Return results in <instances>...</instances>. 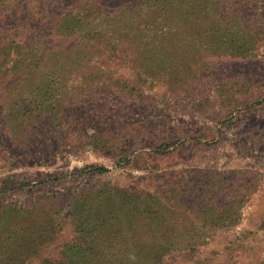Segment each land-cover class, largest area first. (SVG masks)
Segmentation results:
<instances>
[{"label": "trees", "instance_id": "trees-1", "mask_svg": "<svg viewBox=\"0 0 264 264\" xmlns=\"http://www.w3.org/2000/svg\"><path fill=\"white\" fill-rule=\"evenodd\" d=\"M28 1L39 9L41 15H48V9L41 4V0ZM85 1L72 0L71 7L74 9L58 19L56 36L64 40L62 47L65 49L52 51L38 41L33 42L39 38L31 31V21L16 25L19 23L17 15L21 14L17 2L0 0V55H7L15 48L24 58L11 74V87L7 86L9 109L3 113L0 111V148H7L3 134L9 128L27 143L33 134L36 137L37 131L43 132L44 124L51 121L59 124L57 115L64 111V107L71 109L72 105L81 104L79 101L71 103L69 97L74 94L73 89L78 97L95 96L103 87L109 90L108 96L119 92V98L124 97L122 90L125 87L121 81L111 77L107 78V83H100L98 81L102 78H96L90 71L97 64L104 63L105 55L113 58L118 49L123 50L124 56H129L127 66L137 70L135 73L139 75L136 76L145 73L147 77L154 78L159 75L169 89L179 94V99L186 94L190 103L200 109L209 100L199 92L201 85L212 82L214 86L217 81V87H214L220 103L230 108L228 116L222 121L228 128L236 119V112L264 104V95L253 99L249 97L255 86H259L260 90L264 87V73L255 79L254 75L246 79L244 74L235 79L229 74L235 63H242L255 54V46L264 38V31L220 28L223 19L218 17L207 21L206 24L211 22V27L207 29L210 34L206 37L208 44L204 55L217 59L215 64L204 60L203 56L188 61L178 49L193 50L195 46L187 45L188 42L178 46L172 42L188 40L187 30L190 27L186 26V18L189 8L217 13L220 8L217 5L224 0H130L111 13H101L102 4ZM214 1H217L216 6L211 5ZM44 3L48 5L51 0ZM228 4L229 0H226ZM81 7L85 8V12ZM51 15L56 19L53 11ZM158 38L164 41L160 45L156 42ZM69 42L73 43L72 51L69 50L72 57L65 54ZM29 44H33L34 48ZM90 48L95 50L93 56H89L91 51L87 52ZM134 55L135 59L132 58ZM160 55L163 58H153ZM180 58L183 60L180 61ZM238 58L242 59L229 62ZM213 69H217L215 75H208L207 72ZM88 71L92 77L87 75ZM73 74L77 75V79L73 78ZM130 89L134 90V87ZM82 101V105L86 103V100ZM120 105L123 102L116 101L114 110ZM101 107L97 108L95 115H102L104 111ZM77 116L72 117L75 120ZM137 126L142 134L155 130L154 124ZM218 144L216 137L203 139L191 135L188 140L161 141L148 156L151 160L160 161L180 151L203 146L217 147ZM132 160L131 154L125 155L120 165L129 164ZM158 170L152 167L148 171L150 177L154 174V188L147 185L127 188L105 183L81 194L73 192L68 201L67 217L79 236L74 238L81 243L75 239V242L65 244L61 258L47 264H163L166 258L174 259L182 254H189L183 260L198 264L195 256L213 233L230 230L241 222L244 204L259 185V179L253 172L245 169L228 173L202 168L183 172ZM109 171L106 165L92 163L74 173L104 175ZM63 177L58 175L36 183L24 181L23 185L48 184ZM19 213L7 212L0 217V264H8L7 250H33L36 245H32L31 240L42 234L37 232L38 228H44V223L37 219L39 214ZM12 226L17 227L12 231L6 229ZM247 239L248 232L245 231L230 241L229 248L238 242L243 248ZM8 256L11 263L20 262L13 253L9 252Z\"/></svg>", "mask_w": 264, "mask_h": 264}, {"label": "rangeland", "instance_id": "rangeland-1", "mask_svg": "<svg viewBox=\"0 0 264 264\" xmlns=\"http://www.w3.org/2000/svg\"><path fill=\"white\" fill-rule=\"evenodd\" d=\"M13 1L18 3L21 13L17 15L19 23L16 25L31 21V31L39 38L33 40L34 43L38 41L52 51L65 49L62 47L64 40L56 36V26L59 18L74 9L71 7L72 0H51L48 5L44 3L45 0H41V4L48 9L47 16L41 15L39 9L29 4L28 0L26 2L22 0V3L20 0ZM128 1L130 0H93L92 4H102L101 13H111L126 5ZM85 2L89 4L91 0ZM216 2H211V5L216 6ZM217 7H220L217 13L200 12L189 8L186 18V26L190 27V30H187L188 40L172 41L179 44L178 46L187 42V45L195 46L193 50L178 49L188 61L203 56L204 60L213 61L215 64L214 60L217 59L204 55V48L208 44L206 37L210 34L207 29L211 27V22L209 24L206 22L214 17L223 19L220 28L264 31V0H229L228 6L224 0ZM83 9L85 12V8ZM52 11L56 14V19L54 15L50 16ZM88 12L89 10L86 11ZM126 41L128 40L125 39L124 42L127 43ZM156 42L160 45L164 41L158 38ZM29 46L34 48L33 44ZM68 46L65 52L67 57L69 50L73 49V43L69 42ZM89 51H91L89 56L95 54L93 48L87 49V52ZM254 53L242 63H235L230 69V77L239 79L244 74L246 79H249L250 75H254L255 79L264 73V38L255 46ZM132 58L135 59L136 56ZM153 58L160 59L163 55ZM23 59L15 48L7 55H0L2 113L9 109L7 104L10 97L7 86L11 87L13 79L11 74L17 70ZM241 59H232L229 62ZM103 60L104 63L97 64L90 71L96 78H102L98 81L100 83H107V78L111 77L118 82L121 81L125 87L122 90L124 97L119 98V92L108 96L109 90L106 87L95 96L91 94L87 97L82 95L78 97L77 91L73 89L74 94L69 97L71 103L79 101L81 104L72 105L71 109L64 107V111L57 115L59 124L52 121L44 124L43 132L37 131L36 137L33 134L32 138L30 135L27 143H24L18 134H13L10 128L3 134L7 148H0V217L7 212L19 211L21 212L19 214L35 212L39 214L37 219L44 223V228H38L37 231L43 235L31 240L32 245H36L33 246V250L25 252V249L19 248L18 251L12 249L6 251L8 264H47L49 261H58L65 244L75 242L78 238L74 237H79L70 223V218L67 217L68 201L72 193L81 194L89 188L105 183L127 188L146 185L154 188V174L151 177L148 174L152 167L154 170L160 167L159 170L168 172H183L192 168L215 169L226 173L238 169L252 171L257 180L259 179V185L244 204L241 222L230 230L213 233L195 259L198 264L264 262V104L251 110L236 112V119L232 120L233 124L228 128L222 121L228 116L230 108L220 103L215 91L217 81L214 82L215 87L212 82L209 85H201L199 92L204 97L206 95L209 100L205 107L200 109L190 103L186 94L182 95L183 99H179L177 97L179 94L169 89L159 75L154 78L147 77L145 73L140 77L136 76L139 75L135 73L137 70L127 66L130 58L123 55L122 49H118L113 58L105 55ZM181 60L183 59L180 58ZM216 70L213 69L207 74L214 76ZM86 73L88 76L92 75L89 71ZM72 76L77 79L76 74ZM132 87L134 90L130 89ZM259 88L255 86L249 96L250 99L264 95V87L262 90ZM129 93L134 96L127 95ZM103 95L105 97L101 98ZM82 99L86 100L83 105ZM116 101H120V104L123 102V105L114 110ZM99 106H102L104 112L102 115H95ZM75 114L78 116L74 120L72 116ZM149 124L155 125L154 132L146 131L142 134L138 130L137 125ZM191 135H198L203 139L216 137L219 144L217 147L203 146L185 152L180 151L173 157L160 161L151 160L148 156L161 141L188 140ZM128 154L133 156L132 162L120 165V161ZM92 163L106 165L110 171L104 175L74 173L78 168ZM156 164L159 166H154ZM58 175L64 177L57 182L23 185L24 181L36 183ZM15 227L17 226L6 229L12 231ZM245 231L248 232L245 246L242 248L238 242L229 248L230 241ZM76 241L81 243L79 239ZM9 252L15 255V259H20V262L11 263ZM187 255L182 254L174 259L166 258L163 264H193L183 260L187 259Z\"/></svg>", "mask_w": 264, "mask_h": 264}]
</instances>
